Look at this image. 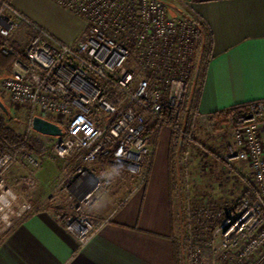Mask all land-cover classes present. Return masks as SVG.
<instances>
[{"label": "built area", "instance_id": "1", "mask_svg": "<svg viewBox=\"0 0 264 264\" xmlns=\"http://www.w3.org/2000/svg\"><path fill=\"white\" fill-rule=\"evenodd\" d=\"M53 1L82 19L77 40L65 43L32 25L37 32L29 36L24 51L17 52L1 85L10 101L28 109L25 139L38 115L63 130L62 136L53 137L58 157L82 152L84 162L103 156L116 166L112 176L100 178L94 170L79 166L63 184L81 212H58L55 217L83 245L98 227L83 213L86 204L109 192L113 183L131 179L137 187L145 183L157 127L177 132L176 145L190 138L184 133L187 124L192 132L197 125L213 126L218 116L183 104L195 65L201 26L197 18L174 12L164 0ZM25 23L29 22L11 0H0L2 53L15 52L12 37ZM223 118L230 139L218 159L230 169L241 163L247 171L242 175L248 178L245 189L252 197L245 195L233 204L214 231L223 250L235 249L237 264H260L264 262V98L246 102L237 111L228 108ZM15 164L26 167L19 192L5 180ZM39 167L37 156L17 144L0 148V236L33 210L30 199L38 186Z\"/></svg>", "mask_w": 264, "mask_h": 264}, {"label": "crops", "instance_id": "2", "mask_svg": "<svg viewBox=\"0 0 264 264\" xmlns=\"http://www.w3.org/2000/svg\"><path fill=\"white\" fill-rule=\"evenodd\" d=\"M164 1L174 12L197 18L211 40L209 55L205 56L203 37H197L187 105L210 115L264 98V0ZM11 4L25 16L27 24L62 42H75L83 28L82 19L74 13L78 19L72 31L58 28L55 16L59 17L64 8L53 0H11ZM15 34L12 44L20 49L23 35L30 34L28 27L24 24ZM170 139L171 129L163 126L155 138V153L142 186L137 187L135 179L113 183L109 192L89 204L85 211L98 227L83 245L55 217L58 212L75 214L78 203L66 204L63 195L53 192L63 178L75 174L76 167L94 170L98 178L96 173L112 176L116 166L103 156L84 162L82 152H75L69 161L73 169L57 164L53 175L47 170L51 162L42 158L36 171L34 208L1 234L0 264H176L171 236ZM25 172L22 164L7 171V182L17 192L22 185L15 180ZM9 177L16 179L9 181ZM87 187L88 182L80 189L85 191Z\"/></svg>", "mask_w": 264, "mask_h": 264}, {"label": "rangeland", "instance_id": "3", "mask_svg": "<svg viewBox=\"0 0 264 264\" xmlns=\"http://www.w3.org/2000/svg\"><path fill=\"white\" fill-rule=\"evenodd\" d=\"M63 10L59 17L55 16L58 19L56 25L64 31H72L78 17L66 9ZM29 35H23L19 44L20 49L16 48L18 52L25 49ZM14 38H17L16 34ZM199 54L202 55V50H199ZM6 74L0 73V98L8 110V115L5 114L6 122L14 131L25 135L28 132L29 112L26 106L10 101L2 88L1 80ZM32 134L39 133L33 130L30 136ZM229 139L224 118L217 117L213 126L197 125L192 130L191 138H182L176 144L175 156L172 159L171 182L173 233L178 239L186 235L191 241V247H185L182 253L181 264H195V262L198 264H237L235 249L223 250L220 247V237L214 231L223 215L239 201L248 185L246 180L248 178L242 176L247 171L242 168L241 163H233V169H230L218 159V153L224 149ZM41 140L45 146L44 154L36 156L41 164L42 158H48L51 162L50 168H47L48 171H53V175H56L57 164L63 163L67 164L70 170L73 169L69 162L74 156L73 153L63 158L58 157L54 150L56 139L42 137ZM6 174V183L12 186V183L7 182ZM96 174L98 178L104 176V174ZM72 176L71 173L63 178L53 192V194L58 192L56 195H63L66 204L78 203L77 199L69 197V191L63 186L64 182ZM19 177L17 179L9 177V181L16 179V183H19L22 179ZM37 188L32 193L30 199L32 203ZM93 201L94 199L91 202ZM90 203H87L83 210V213L89 217L90 215L85 210ZM79 212L81 211L76 213ZM91 220L95 223L92 218Z\"/></svg>", "mask_w": 264, "mask_h": 264}, {"label": "trees", "instance_id": "4", "mask_svg": "<svg viewBox=\"0 0 264 264\" xmlns=\"http://www.w3.org/2000/svg\"><path fill=\"white\" fill-rule=\"evenodd\" d=\"M25 25L28 27L30 34L33 35L37 32L36 29L31 24L25 23ZM197 37L198 38L203 37V41L205 42V48H204L205 53L204 54H205V56H208L210 46H211V40L208 39V37H206V34H204V29H203L202 24H201V26L197 32ZM1 44H2V38L0 37V48H1ZM12 46H13V44H12ZM13 48H14V46H13ZM14 50L16 53L12 52L9 54H4L0 50V73L1 74L9 72L10 65H11L13 59L17 55V51L15 48H14ZM186 98H187V95L185 94L184 100H183L184 105H187L186 104V102H187ZM245 106H246V103H241V104L231 106V107H229V109L237 111L241 108H244ZM225 110L226 109L221 110L219 112H216V115L218 117H223ZM185 129H186V130H184L185 136L187 137L189 135L191 138L192 132H191V130H189V124H187L185 126ZM160 130H161L160 127L156 128V130L154 131V138L157 139ZM176 136H179V134L175 131H171V139H170L171 142H170V147H169V151H168L171 191H172V184H171V182H172V159L175 156V147H176V145L173 143V139ZM41 138H42V136L39 134H32V136H29L25 139V135L23 133H17L7 124L5 114L0 110V148H5L6 146L11 145V144H17V145H19L20 148L25 149L27 151H31L35 155H41L45 150V146H44ZM245 195L252 197L251 193L247 189H244L242 196L240 198L244 197ZM171 222H172V234H171V236H172V242H173L175 263L181 264L182 253L185 250V247L186 248L191 247V241H190V238L186 235H183V238H181V239H178L174 236L172 212H171Z\"/></svg>", "mask_w": 264, "mask_h": 264}, {"label": "water", "instance_id": "5", "mask_svg": "<svg viewBox=\"0 0 264 264\" xmlns=\"http://www.w3.org/2000/svg\"><path fill=\"white\" fill-rule=\"evenodd\" d=\"M0 110L4 114L8 115L7 107L5 106V103L1 100V98H0ZM31 127L35 132L41 135H46L51 137H59L63 135V130L59 125L38 115L32 118Z\"/></svg>", "mask_w": 264, "mask_h": 264}]
</instances>
